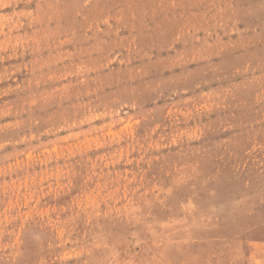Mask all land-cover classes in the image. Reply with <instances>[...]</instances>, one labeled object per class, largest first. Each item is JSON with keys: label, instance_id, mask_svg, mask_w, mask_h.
Segmentation results:
<instances>
[{"label": "rangeland", "instance_id": "374dc122", "mask_svg": "<svg viewBox=\"0 0 264 264\" xmlns=\"http://www.w3.org/2000/svg\"><path fill=\"white\" fill-rule=\"evenodd\" d=\"M0 264H264V0H0Z\"/></svg>", "mask_w": 264, "mask_h": 264}, {"label": "crops", "instance_id": "0c3cea01", "mask_svg": "<svg viewBox=\"0 0 264 264\" xmlns=\"http://www.w3.org/2000/svg\"><path fill=\"white\" fill-rule=\"evenodd\" d=\"M13 1V0H12ZM18 1H20V2H22V3H30V2H32L33 0H18Z\"/></svg>", "mask_w": 264, "mask_h": 264}]
</instances>
